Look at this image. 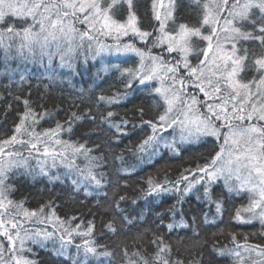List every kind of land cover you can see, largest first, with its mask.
Wrapping results in <instances>:
<instances>
[{
    "label": "snow or ice",
    "instance_id": "1",
    "mask_svg": "<svg viewBox=\"0 0 264 264\" xmlns=\"http://www.w3.org/2000/svg\"><path fill=\"white\" fill-rule=\"evenodd\" d=\"M192 3L199 8L200 15L196 23L188 24L178 21V0H169L163 13L158 8V5L164 7L163 0H153V18L157 23L151 30H145L139 26L133 0H0L3 75L10 78L14 74L15 70L8 68L10 61L38 64L45 66L47 71H54L53 62L58 59L59 67L74 71L81 58L86 64L89 58L94 60L104 54H134L139 58L138 66L121 69L122 75L128 74L123 85L125 91L112 96L101 95L98 99L108 105L118 104L127 98L126 89L132 87L133 80L141 85L157 81L158 86L152 85L148 91L159 97L154 106L163 110L154 119H144V109H138L141 125H148L151 133L138 143L136 152L150 153L148 159L151 160L152 156L159 154L161 145L178 156V145L198 143L207 137L219 142V150L209 162L197 164L195 169H185L187 175L182 173L174 184L167 179L163 183L154 182L150 177L144 195L161 191L182 192L177 201L180 203L183 195L203 183L205 197L215 203L219 214L222 201L212 200L210 192L211 185L223 179L229 192L250 194L249 203L236 212L235 220L242 224L258 220L264 226V0H231V3L230 0H192ZM125 13L127 19L122 22L118 17ZM78 24L87 27L81 29ZM130 33L146 47H137L132 42L121 43V37ZM99 36H111L114 43H105ZM240 41L257 43L252 47H238ZM157 48L161 51L153 54L152 49ZM251 71L258 72L259 76L246 81L241 74ZM200 94L205 99H200ZM24 104L25 111L15 134L0 141V237L6 241V244L0 242V264H35L22 253L32 251L31 247H26L29 242L44 247L53 238L54 233L47 229L53 219L56 223L52 227L57 231L62 229L54 241V246L58 242L55 246L57 256L69 259L71 264H89L92 258L114 257L113 251L106 247L98 250L94 240L90 239L93 226L85 231H80L79 224L65 227V221L56 216L54 209L49 213H45V206L29 210L23 201L10 198L13 186L7 183L9 173L24 169L31 174L33 168L29 161L36 157H40L37 159L38 174L57 180L60 177L49 175V169L62 166L67 170L65 176L71 179L75 191L83 189L85 197L93 195L89 188L102 189L109 183L107 174L99 171L105 165L103 155H93V149L86 147L85 143L58 138L62 131L72 133L74 122L83 119L81 115L71 113L70 119L65 121L67 127L57 121L55 128L37 132L39 119L52 113H36L28 106L27 100ZM115 115L109 110L102 114V120L117 134L127 135L130 121L122 118L117 123L111 119ZM89 118L95 119L94 116ZM132 126L136 127L135 124ZM169 129L172 130L171 139L163 135ZM5 145L10 146V150L6 151ZM14 145H21L23 150L15 149ZM80 158L84 161L83 166L76 163ZM116 158L123 160L122 155ZM189 176L195 179H189ZM232 180L239 181V184H232ZM184 181L187 183L181 190L177 185ZM166 184L170 186L165 187ZM96 195L107 197L108 193L97 192ZM126 199V195L113 190V207L120 213H123L120 201ZM6 213H10L7 218L10 229L5 227ZM122 218L132 223L126 216ZM205 222H209L207 217ZM33 223L45 227H25ZM107 227L111 232H117L114 224L109 223ZM166 227L172 232L188 225L181 219ZM74 234L85 239L75 244V254L72 255L69 248L73 245ZM230 235L236 247L217 248L213 245L217 255L231 257L233 264H244V260H250L255 253L261 259L253 264H264V247L249 244L247 236L240 244L235 234ZM199 236L200 233L193 229L192 237L185 238L193 247H201L203 242ZM185 238L178 237V240ZM151 243L156 246L153 258L149 260L139 252L132 253L139 257L138 262L127 259V247H122L127 264H184L172 258V246L163 236L153 233ZM108 264H112L111 259ZM189 264H203L202 253Z\"/></svg>",
    "mask_w": 264,
    "mask_h": 264
},
{
    "label": "trees",
    "instance_id": "2",
    "mask_svg": "<svg viewBox=\"0 0 264 264\" xmlns=\"http://www.w3.org/2000/svg\"><path fill=\"white\" fill-rule=\"evenodd\" d=\"M231 3V0H230ZM134 11L139 17V26L145 30H151L157 22L153 18V0H133ZM178 10L176 16L179 22L194 24L199 19L200 10L192 0H178ZM126 21L127 14L118 17ZM85 29L86 25H77ZM100 38V37H98ZM135 43L137 47H146L133 35L126 40L121 39V43ZM151 39V38H149ZM103 41V40H102ZM139 41V40H138ZM104 42V41H103ZM108 44L114 40L106 39ZM254 41H240L238 47L255 46ZM153 54H158L161 49H152ZM173 56L175 54H172ZM139 58L135 55L104 54L96 59L89 58L85 64L83 59L77 63L75 70L59 67L58 59L53 62L54 71H47L45 66L28 62L10 61L8 68L14 69V74L9 78L3 75L5 68L0 54V141L10 138L15 134V128L19 124L22 114L25 111L24 101L29 102V107L36 113L44 111L52 113L39 119L36 131L55 128L56 122L62 125L70 119L71 113L81 115L83 119L75 121L72 133L62 131L60 139L72 142L85 143L86 147L93 149V155H103L105 165L99 171L107 174L109 183L102 189L89 188L93 192L92 196H84V190L75 191L70 178L65 176V168L57 167L49 169V175H58L60 179L49 180V176L40 175L37 167L36 157L29 163L33 172L28 174L24 169H16L9 173L7 183L13 186L10 198L14 201H23L24 207L29 210L39 209L45 206V213L54 209L56 216L65 221V227L80 226V231H85L93 226L92 236L98 250L105 247L115 253L114 257L92 258L89 264H108L111 259L112 264H127V259L138 262L139 257L132 255L139 252L141 256L151 260L156 252V246L151 243L153 233L164 237L165 241L171 244L173 259H179L184 264L200 258L202 253L203 264H233V260L228 256H219L213 251V245L217 248H235L230 234H235L236 241L240 244H259L264 247V226L258 220L249 224H242L235 220V214L242 210L249 203L250 194L245 191L229 192L224 185L223 179L217 180L211 185V199L222 201V211L217 213L215 203H211L204 195L205 185L203 183L183 195L180 203H177L182 196V192L153 193L145 196L147 190V180L151 177L154 182L163 183L165 179L174 182L180 178L181 174L187 175L185 169H195L197 164L204 165L219 150V142L214 138H201L198 143L178 145L180 154L174 155L162 145L158 149L159 154L148 159L150 153H137L138 143L151 133L148 125H141L139 108L144 109V119H154L162 108L154 106V102H159V97L150 94L148 88L152 85L158 86L157 81L146 82L145 85L133 80L132 87L126 89L128 95L118 104L108 105L98 98L101 95L112 96L117 92H124L123 87L128 74H121V69L125 67L136 68ZM246 81L257 79L258 72L251 71L246 74ZM53 76L54 79H49ZM83 90V92H81ZM200 99H204L200 94ZM162 103V102H160ZM116 113L111 119L119 122L122 118L130 121L127 127V135H119L114 128H110L108 123L102 120V114L107 111ZM94 116L95 119H90ZM133 124L136 125L133 128ZM169 129L163 133L164 137L171 139ZM26 138V137H25ZM15 149L23 150L21 145L12 146ZM5 150H10V146L5 145ZM25 156L27 152L25 151ZM122 155L123 160L116 157ZM76 163L83 166L82 158ZM127 170V171H124ZM200 175V173H197ZM189 179L195 177L189 176ZM187 181L177 185L181 190ZM232 184L238 185L239 181L232 180ZM170 185L166 184L165 187ZM118 194L126 195L127 199L120 201L123 213L113 207V190ZM97 192H107L108 196H97ZM135 200V203L133 201ZM50 205V207H48ZM174 213V214H173ZM10 213L4 216L5 227L11 228L7 223ZM242 215L247 213L241 211ZM126 216L132 223H127L122 217ZM75 217L76 219H72ZM205 217L207 221L205 222ZM181 219L188 225L187 228H175L169 232L166 225L178 223ZM211 221H214L211 222ZM55 219L47 224V229L54 233L53 238L46 242L44 247L32 245L30 242L26 247H31V252H24L22 255L35 264H71L69 259L55 254L54 241H57L61 231L52 227ZM114 224L117 232L113 233L107 225ZM25 227L44 228L42 224H26ZM193 229L200 233L198 239L203 243L201 247H193L191 241L185 237H192ZM14 231V230H13ZM139 237V238H138ZM178 237L185 238L178 240ZM84 237L73 235V245L69 248L70 254H75V244L82 243ZM0 242L6 241L0 237ZM7 246V245H6ZM127 247L128 258L124 257L122 247ZM243 251L242 249H238ZM246 255V254H245ZM261 258L252 254L251 259H245L244 264H253Z\"/></svg>",
    "mask_w": 264,
    "mask_h": 264
},
{
    "label": "rangeland",
    "instance_id": "3",
    "mask_svg": "<svg viewBox=\"0 0 264 264\" xmlns=\"http://www.w3.org/2000/svg\"><path fill=\"white\" fill-rule=\"evenodd\" d=\"M168 3H169V0H163V4H164V7H159V5H158V8H159V11L161 12V13H163V12H165L166 10H167V5H168ZM132 34L130 33L128 36H124V37H121V39L122 40H126L127 39V37H129V36H131ZM100 38V40L102 41H104V42H106V39H111V40H113V38L111 37V36H108V37H105V36H99ZM138 39V38H137ZM129 40V42H131V38H129L128 39ZM139 40V39H138ZM137 40V42H139L140 43V41H138ZM140 47V46H139ZM130 55H134V54H130ZM211 55V54H210ZM192 90H194V89H192ZM194 91H198V90H194ZM202 97H203V94H202ZM205 99V98H204ZM219 163V162H218Z\"/></svg>",
    "mask_w": 264,
    "mask_h": 264
}]
</instances>
